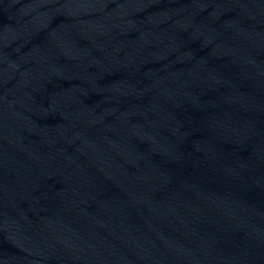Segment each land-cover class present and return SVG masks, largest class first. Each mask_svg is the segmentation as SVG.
Masks as SVG:
<instances>
[{"label":"water","instance_id":"obj_1","mask_svg":"<svg viewBox=\"0 0 264 264\" xmlns=\"http://www.w3.org/2000/svg\"><path fill=\"white\" fill-rule=\"evenodd\" d=\"M0 264H264V0H0Z\"/></svg>","mask_w":264,"mask_h":264}]
</instances>
